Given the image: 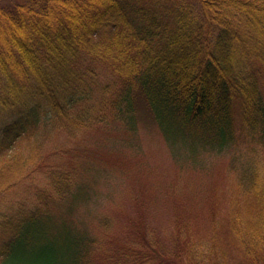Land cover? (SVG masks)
Instances as JSON below:
<instances>
[{
    "label": "trees",
    "instance_id": "trees-1",
    "mask_svg": "<svg viewBox=\"0 0 264 264\" xmlns=\"http://www.w3.org/2000/svg\"><path fill=\"white\" fill-rule=\"evenodd\" d=\"M87 59L114 79L101 84ZM97 89L105 110L93 112ZM237 105L243 128L264 139V0H0V115L11 116L0 158L43 124L69 135L109 120L135 130L140 114L173 146L224 150L237 138ZM43 153L34 146L0 165V196L30 179ZM43 167L36 204L0 214V264H228L219 221L247 264H264V182L252 167L238 186L247 219L214 218L200 236L179 216L166 242L146 216L131 218L114 249L110 214L94 229L78 217L92 199L80 164Z\"/></svg>",
    "mask_w": 264,
    "mask_h": 264
},
{
    "label": "rangeland",
    "instance_id": "rangeland-1",
    "mask_svg": "<svg viewBox=\"0 0 264 264\" xmlns=\"http://www.w3.org/2000/svg\"><path fill=\"white\" fill-rule=\"evenodd\" d=\"M89 63L97 68L101 84L114 79L104 67L91 59L85 60V65ZM92 97V111L105 110L101 91L97 89ZM9 114L0 115V126L11 119ZM140 116L135 130L109 120L69 135L60 124L53 130L43 124L37 132L21 137L11 154L0 158V165L19 156L26 159L34 146L51 155L47 162L32 166L30 179L0 196V214L36 204L39 189L49 184L42 165L57 163L69 167L78 162L92 194L90 202L77 211L78 217L94 229L98 216L110 214L115 220L111 249L123 242L129 220L140 216H146L166 242L174 238L179 216L192 222L196 235L200 236L213 233L214 218L230 221L231 216L245 214L247 219L249 199L241 195L238 186L240 178L252 172L251 167L264 182V139L243 128L239 105L234 144L224 150H203L197 154L191 153L187 144L173 146L153 117ZM37 185L41 187L36 188ZM218 223L219 239L228 249V264H247L231 243L226 227Z\"/></svg>",
    "mask_w": 264,
    "mask_h": 264
}]
</instances>
